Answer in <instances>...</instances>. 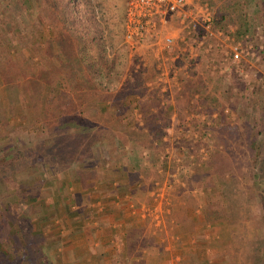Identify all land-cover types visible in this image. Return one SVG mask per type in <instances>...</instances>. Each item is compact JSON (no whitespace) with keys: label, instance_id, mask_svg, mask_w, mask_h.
<instances>
[{"label":"rangeland","instance_id":"rangeland-1","mask_svg":"<svg viewBox=\"0 0 264 264\" xmlns=\"http://www.w3.org/2000/svg\"><path fill=\"white\" fill-rule=\"evenodd\" d=\"M212 1L215 15L220 1ZM99 7L105 17L99 21L106 53L114 58L117 70L108 80H99L105 85V100L96 102L89 114L76 109L64 112L59 121L76 119L84 124L80 133L98 132L107 139L103 152L99 148L94 157L72 162L81 174L89 173V193L81 194L86 191L84 185L72 194H62L55 200L54 213H45L47 194L40 191L46 190L57 169L60 174L70 163L62 162L63 157L77 143L80 133H75L80 129L78 126L68 130L47 129L49 126L45 127L44 122L34 121L20 83H14L12 88L0 85V264H90L85 260L89 251L84 236H93L90 224L100 215L95 210L102 202L96 197L101 193L99 189L110 186L109 180L119 177L118 173L108 177L105 169H109V174L117 171L121 175L126 165L135 169L127 177L123 173L129 186L137 189L132 191L133 205L137 206L139 201L146 203L138 214L134 213L138 219L125 233L119 253L113 255L115 262L106 259L105 264H259V253L264 255L263 206L259 200L264 185V51L258 72L262 83L255 82L251 87L236 83L229 87L188 64L194 75L192 82L163 90L150 84L157 72L150 57L143 55L139 63L135 62L137 57L129 52L123 40L125 1L94 0L93 11ZM26 9L25 0H0V24L8 20L13 29L7 33L0 27V37L8 41L6 57L16 61L26 58L37 64L43 60L44 41L52 32L50 24L37 15L42 9L38 6L31 9L33 18L25 13ZM231 15L243 16L244 23L249 24L248 33L257 24L264 30V12L258 0H242ZM230 23L238 27L237 22L226 24ZM11 37L17 46L11 43ZM52 49L58 53L57 47ZM136 64L139 67L134 70ZM153 69L156 72L152 74ZM145 72L152 76L143 80L141 75ZM50 80L52 83L46 88L38 80L37 89L55 97V102L63 101L67 83L61 74ZM130 91L135 92L131 109L120 117L112 107V100L118 93ZM139 92L154 99L160 107L151 106L158 113L160 134L156 137L145 126L139 109L142 104L135 103ZM184 111L186 114L197 111L201 118L183 117ZM212 112L218 116L211 117ZM118 123L142 143L130 142L123 128L117 127ZM53 125L56 124L52 122ZM197 126H201V131H196ZM66 132L72 138L71 143L60 135ZM146 138L150 141L143 142ZM122 188L117 189L124 191ZM144 192L150 194L143 196ZM112 197H105L106 208L101 214L111 215L119 209L123 216L130 217L127 201L118 197L117 202L121 203L118 207ZM216 214L220 216L215 217ZM228 215L234 217L228 220ZM180 217L182 220L177 222ZM56 218L58 224L54 222ZM70 225L73 228L70 234H65L66 230L60 233L61 226L69 229ZM199 225L203 226L196 230ZM163 227L169 239L167 251L158 241L164 238ZM169 235L177 236V241H172ZM49 239L58 240L55 249ZM70 241L71 245L65 246Z\"/></svg>","mask_w":264,"mask_h":264},{"label":"trees","instance_id":"trees-1","mask_svg":"<svg viewBox=\"0 0 264 264\" xmlns=\"http://www.w3.org/2000/svg\"><path fill=\"white\" fill-rule=\"evenodd\" d=\"M208 1L212 7L214 2L212 0ZM217 1L220 2L217 4L215 15H213V25L215 27H223L227 22H237L239 32H249V24L248 22L244 23L243 16L231 15L235 9L237 10V7L242 5V0ZM92 2L94 0H25L27 6L25 13L33 18L34 15L31 13V9L38 6V9L42 10L40 13L37 12V15L39 14L41 19L46 20L51 27L52 34L44 41L43 60L40 63L32 64L26 58L24 61H16L10 57H6V54L9 53V48L5 43L8 41H4L3 36L0 37V85L2 84L5 88H12L14 83H20L22 97L27 99L28 106L34 116V121L44 122L45 127L49 126L47 129L57 127L68 130L78 126L77 129L80 130L75 134L80 133L84 129V124L78 123L73 118L65 123H59L63 117L61 114L72 111V109L89 114L88 112H91L96 106V102L105 100L107 96L104 91L105 85L100 83L99 80H108L117 70L114 58L107 55L103 41L99 18L104 21V14L100 7L98 11H93ZM258 5L264 12V0H258ZM9 22L8 20L7 22L1 21L0 24V27L4 30L6 29L7 33L13 30ZM4 23L6 24L4 25ZM8 37L10 38L9 35ZM12 40L11 37V43L17 46V42L15 43ZM54 46L57 47L58 53L52 49ZM26 50L24 49L25 52ZM151 63L153 68L154 64L153 62ZM153 72H156V70L153 69L152 74ZM56 74H61L63 81L67 83V90L64 93L65 99L60 102H55L53 99L55 97L46 96L45 91L37 89L36 86V82L40 80L44 82L46 88V86L52 83L50 77L54 78ZM152 74L145 72L141 75V78L143 80L149 79ZM132 94H135V92L118 93L114 97L116 99L112 100V107L118 111L120 117H125L130 111V104L133 103ZM139 102L142 104L140 105L141 107L139 106V109L143 113L145 126L148 128L151 136H158L160 134L158 123H156L158 113L153 108L160 107L156 105L154 99L144 97L140 92L137 94V102L135 101V103L139 105ZM52 122L56 125L51 126ZM110 126L112 125L110 124ZM117 127L123 128V134L128 137L127 139L130 142L142 143L137 141V138L134 139L130 136L131 132L125 129L122 124L118 123ZM67 133L60 135L66 141L65 135L69 139L68 143H71L70 139L72 138L67 136ZM55 140L52 139V142H55ZM148 141L150 139L146 138L143 142ZM106 142L107 139L101 137L98 132L84 131L80 133L77 143L73 144L72 148H69L67 155L63 157L64 160L62 162L66 163L70 161V163L67 165L69 167L67 171H60L61 184L67 186L69 180H72L79 187L84 186L81 171L75 170L73 168L74 163L72 162H75L74 160L77 159L80 160L82 157H94V155H97L99 148L103 152L105 150L104 145L107 144ZM41 143L48 146L45 141H41ZM59 148L63 149L62 147ZM259 196V200L263 206L262 222L264 223V185L261 186ZM51 203L52 201H47L46 207ZM219 216L216 214L215 217ZM233 217V215H228V220H231ZM180 220H182L181 217L177 219V222ZM257 260L259 264H264V255H260L259 253Z\"/></svg>","mask_w":264,"mask_h":264},{"label":"built area","instance_id":"built-area-1","mask_svg":"<svg viewBox=\"0 0 264 264\" xmlns=\"http://www.w3.org/2000/svg\"><path fill=\"white\" fill-rule=\"evenodd\" d=\"M123 40L137 63L148 55L157 69L150 84L167 89L191 82L187 65L200 69L218 83H262L261 54L264 30L257 24L252 33H241L236 24L213 25L208 0H124ZM138 64L134 65L137 70ZM165 86V87H163ZM197 114L190 112L188 117Z\"/></svg>","mask_w":264,"mask_h":264},{"label":"crops","instance_id":"crops-1","mask_svg":"<svg viewBox=\"0 0 264 264\" xmlns=\"http://www.w3.org/2000/svg\"><path fill=\"white\" fill-rule=\"evenodd\" d=\"M150 61H151V59H150ZM180 85H182V84H179V86ZM163 87H165V86H163ZM169 87H173V86H169ZM195 114H197L196 118H201L199 116V114H201V113L196 111ZM210 116L211 117L212 116L217 117L218 115H217L216 112H212L210 114ZM4 117H5V115H4ZM171 117H173V116H171ZM183 117H188V114H186V111H184V116ZM200 128H201V126H197L196 131H198V130L201 131ZM127 167H128V165H126V167H125L126 169L123 172L124 174H126L125 175L126 177L128 176V174L130 172H135V169H134L133 165L129 166L128 168ZM67 168H69V167L66 166V168L65 169L63 168L62 170H66L67 171ZM105 168H106V166L103 169H105ZM75 170H77V169H75ZM57 171H58V169L56 170V174L54 175L52 182L46 186V190L45 191L42 190L43 189L42 187L44 185L39 186V190H40V187L42 188L40 193L43 192L44 194H47V197L45 198V203H44V210H45V213L47 211L49 215L53 214L54 211H55V203H56L55 200L59 199L62 194H66V193H69V194L71 193L72 194V192L78 191L79 188L81 187V186L79 187L77 185V183L72 181V180H69V183H68L67 186H63L61 184V181H60L61 174H59V173L57 174ZM105 171L107 172L108 177L110 175L111 176L116 175L115 173H118L119 177L123 176V173H121V175H120V172H117V171H112L111 174H109L110 171H109L108 168L105 169ZM88 175H89V173H86V174L82 173L81 174V177L84 180V184L86 185V188H85L86 191L81 193V194H85L86 192H88V189L90 187L89 186L90 179L88 178ZM125 176H123L121 178V180L119 179V177L117 179L116 178L114 179V178L111 177L112 179L109 180L110 186H108V187L105 186L103 189H99V192H101V193L96 197V199L99 200L100 202H102L101 203L102 206L101 207H97L96 210H95L97 213H100V215L98 216L99 220L95 219V220L92 221L91 218H88L90 221H92L90 225L93 227L94 233H93V236L92 235H90V236L85 235L84 236L86 238V240H85V246H87L86 247V251H89L87 253L88 256H87V258L85 260H87L90 264H105L104 262H107V260L111 261V262L114 261L115 257L113 255H115V253L120 251V249L123 247L122 239L125 236V233L127 232V230L130 227L133 226V224L136 223V221H137L136 219H138V216L134 217L135 216L134 213L138 214V211H139L140 207L142 208L143 205L146 203V202L139 201L137 203V206L133 205L135 203H133L131 201V197L133 196L132 194L134 193V192L132 193V191H135L136 188H132V187L129 186V182L127 183L125 178H124ZM138 176H140L139 173H138ZM109 182H107V183H109ZM121 187H123L122 190H124V191H120V190L118 191V189H120ZM39 190L37 191V193H39ZM146 194L149 195L150 192H148V193L144 192L143 196L146 195ZM109 195L113 196L112 198L115 200L114 205H116L118 207L121 204V203L118 204L119 202H117L118 199H119L118 197L123 198V199H125L127 201V202H125V205H126V207H128V211L130 213V217H129V215H126V217L123 216L122 213H119L120 212V211H118L119 209L116 210L117 212L115 211L116 213H112L111 215H109V214H107V215L101 214V213H103L105 211V208H106V206H104L105 203H106L105 197H107V196L109 197ZM139 196H142V193L139 194ZM88 197H89V195H88ZM47 201L48 202L52 201V203L46 207ZM71 211H72V206H71ZM197 212H198V210L195 209V213H197ZM84 214L88 215V212H85ZM64 215H67V214L64 213ZM61 218L62 217H60L59 219H61ZM68 219H69V217L66 220L64 219V221H67ZM39 220H40V218H39ZM57 221H58V219L56 218L54 220V222H57ZM139 222L140 221H138L137 223H139ZM86 223H88V222H86ZM142 223H143V221H142ZM53 224L57 225L58 222H57V224L52 222V225ZM162 224H163V221H162ZM201 226H203V225H199L196 230H198ZM68 227H69V229L66 226H65V229H64L61 226L60 233H62L63 230H66L67 232L65 234H67L68 232L70 234V231H72L73 228L71 227V225L68 226ZM57 228H58V225H57ZM162 231H163L162 235L164 236V238L161 237V238L158 239V241L161 242V244H163V250L167 251V250H169V247H168V243H169L168 240L169 239L168 240L166 239L167 238V234H166V232H164L165 231L164 227L162 228ZM170 238L174 242L177 241V236L172 238V235H171ZM48 242L50 243V245L52 247H54V249H55V247H57L56 244H57L58 240L49 239ZM70 245H71V241L69 243L67 242L65 246H70ZM96 247H98V248L97 249H93V248H96ZM57 249H59V248H57ZM110 251L112 253L107 255ZM32 257H36V256L33 255ZM35 260L39 261V259L37 257L35 258ZM111 262H110V264H111ZM114 262H112V263H114Z\"/></svg>","mask_w":264,"mask_h":264}]
</instances>
